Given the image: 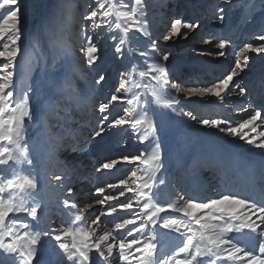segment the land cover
I'll use <instances>...</instances> for the list:
<instances>
[{"label": "snow or ice", "instance_id": "1", "mask_svg": "<svg viewBox=\"0 0 264 264\" xmlns=\"http://www.w3.org/2000/svg\"><path fill=\"white\" fill-rule=\"evenodd\" d=\"M233 3L218 0L211 5L212 18L226 24ZM260 4L264 5V0ZM65 7L64 0H48L47 4L41 0H0V264H114L117 259L120 264H264V199H251L218 185L206 189L214 195H194L181 187L178 181L182 170L169 173L165 165L162 136L166 127L159 119L168 115L189 117L203 127L243 141L256 150L264 172V130L257 132L264 125V106L235 125L229 119H198L179 106L181 93L185 98L215 97L222 103L234 89L241 97L245 95L246 87L235 81L249 67V54H264V20L252 37L258 43H244L227 74L207 86L185 88L171 74L170 53H160L157 39L152 38L148 0H85L78 21L82 57L75 56L72 46L67 47L62 53L67 58L60 65L61 83L53 95L45 97L53 121L49 122V113L45 112L48 149L41 171L33 152L35 143H29L37 110L30 94H36L37 89H19L17 77L21 75L22 58L30 52L29 38L43 29L54 32ZM42 9L41 25L34 30L33 16ZM202 26L199 16L188 21L173 18L163 40L188 39ZM140 37L150 41L147 50L131 47ZM105 38L111 42V59L123 70L117 69L118 85L105 94L106 102L99 103L92 138L127 125L144 147L136 155L101 163L97 172L112 170L120 163L135 166L125 178L106 185L116 190L115 194H105V187H96L93 201L77 211L72 199L76 189L66 183L77 170L59 153L62 149L75 150L72 140L79 123L72 114L75 102L98 95L108 82L106 73H96L99 61L104 59L101 41ZM203 43L210 41L205 39ZM230 44V40L220 39L215 44L219 51L207 54L224 57ZM132 52L143 58V66L132 63ZM154 54L160 58H154ZM43 67L47 74L52 65L45 62ZM77 80L84 81L83 88L77 86ZM117 103L126 106L122 115L112 118L111 109ZM249 107L240 111L247 113ZM226 160L215 146L194 147L183 171L196 175L215 170ZM161 186L170 188L164 194L170 202H162ZM45 188L58 194L46 198ZM65 188L66 197L60 195ZM94 205L107 208L86 224L85 214ZM118 209L127 218L111 226L105 223L107 230L98 232L102 217H113ZM56 215L62 218L59 226L53 223ZM158 228L178 234L180 246L172 254L158 249Z\"/></svg>", "mask_w": 264, "mask_h": 264}, {"label": "rangeland", "instance_id": "2", "mask_svg": "<svg viewBox=\"0 0 264 264\" xmlns=\"http://www.w3.org/2000/svg\"><path fill=\"white\" fill-rule=\"evenodd\" d=\"M41 2L47 4L48 0H41ZM184 2L185 0H148L149 16L152 20V38L157 39L160 53H170L168 67L171 70L173 78L178 83H180L185 88L194 86H207V84L215 82L217 79L222 78L223 75L227 74V72L231 70L236 61L235 54L239 51L240 48L243 47L244 43H258L257 41H253L252 37L254 33L259 31L261 21L264 20V5L260 4V0H234L233 5L230 6L231 10L228 13V22L224 25H220L218 21L212 18L214 13L211 7V5L216 4L218 0H206L209 6L207 5L203 8L202 6H198L197 3H193L192 0L187 4H185ZM64 3L66 7L61 17L60 26L57 27L52 33H50L47 29L36 31L35 36L29 38L28 47L30 48V52L26 53V58H22L21 75L17 77L19 89L24 90L28 86H32L37 89L36 94H30L32 95L33 104L37 105L36 123L33 124L30 133L42 131L47 137V139L48 136L43 127V122L45 120V112L49 113V122L53 121V116L51 108L44 110L43 105L46 103L45 97L51 96L55 92L52 87V80L59 79V75L62 72V68L60 67V65H62L65 59L67 58L62 55V53L67 49L68 46H72L75 56L82 57V54L79 52L81 40L78 34V21L80 19V13L84 12L85 0H64ZM243 3L247 4V9L243 8L244 10H242H247L245 11V13L247 12L248 16L243 21H240L236 10L240 11V5H242ZM203 5H205V3ZM208 7L209 13L207 12ZM242 14H244V12H242L241 15ZM197 16L202 19L203 26L192 34H190L188 39L178 38L174 41L169 42H165L163 40V35L166 34V30L170 26L171 19L182 18L185 21H188L196 18ZM42 18L43 9L40 13L33 16L32 28L34 30L39 29ZM230 28H232V30H230ZM136 35L138 36L139 34ZM205 39L209 40L210 44H204L203 40ZM220 39L231 41V44L227 48V54L224 57L209 56L207 54L208 52L219 51L215 48V44L218 43ZM110 43L111 42L108 41L106 38L101 41V44L103 45L104 49L102 52L104 59L99 61L100 68L96 70V73L98 74H107V84H105L104 87L99 90L98 95L87 96L83 100L76 101L73 106L72 114L74 120H77V112L80 107H86L88 109L87 111H90L86 114L88 116L86 121L85 119L81 120L84 121L82 126L83 129L85 128V131L82 134L84 141H82V148H79L78 144L75 145L77 142L76 139H73L72 146L75 150L68 152L62 149L59 153L60 157H63L65 159V156L68 155L66 158L70 159L73 153H77L79 149H82V152H88L89 149H93V151H95L94 157L92 158V162H97L96 164L98 165L95 166V164H90V169L93 171L92 177H90L91 181L90 183L85 182L86 184H88V186L82 190H79L82 192H87V198L82 199L80 202L85 204L92 202V200L90 199L95 198L94 193L96 187L107 188L106 185L109 184V181L99 186L95 184V181H97L96 176L98 174L96 168H98L101 163L105 162L107 159L118 158L122 155H136L138 154L139 150L144 147L143 145L139 144L136 139L131 135L130 128L127 125H125L122 129L107 130L106 134L101 138H92V133L96 128V121L99 117V103L106 102L105 94L108 93L110 90H114V87L117 86L119 83V74L117 69L120 68V65H118L111 59L112 49L108 47ZM149 43L150 41L146 40L143 37H140L138 41L133 42L131 47L140 48L141 50H147V45ZM128 54L129 53L126 52V55ZM251 54L254 56L255 59H250L251 65L248 67V69H245L246 71L241 74L242 78H236V84L245 81V77H253V74H248L247 71H250V73H252L255 70L259 71L261 69H264V54ZM131 55L132 63H139L143 66V58L139 57L134 52H132ZM57 57H59V59H57ZM158 58L160 57L158 56ZM54 60L55 65H53ZM45 62L48 65H52V67L48 69L47 74L45 72V68L43 67ZM256 64H259L258 67L255 66ZM78 66L79 65H74V67ZM127 66L130 68L131 63H129ZM86 67L87 66L85 65V68ZM120 70L123 69L120 68ZM83 84V80H77L78 87L83 88ZM246 92V95L249 98L251 91L248 89ZM231 96H235V98H238L239 94L236 93L235 95H232L231 93L227 95L225 97V101L222 103L214 97H208L207 99H201L197 96L185 98V94L181 93L179 106L184 111L191 112L193 115L197 116L198 119H229L232 121L233 125H235L243 119H247L248 116L243 118H236L237 116L235 114L241 112L240 109L247 106L248 102L244 101L240 106L237 105V107L239 106L237 108V99H235L234 102L231 100L233 99ZM219 104H222L223 106L221 110L219 109ZM124 106L126 105H121L117 103V106L111 109L112 118H115L116 115H122ZM261 106L264 105H260L259 107ZM251 109L254 111L256 108L250 106L249 111L247 112L248 114H251ZM229 114H232L230 118L227 116ZM170 116L171 115L159 117V119L165 122V127H167L168 130L175 131L177 127H181L184 129L186 128V130H188L189 128H192L194 126L192 128L194 135L189 134L188 131H185L186 133H172V135L170 136H162V147L164 152L165 165L169 169V173H172L171 171L173 169V163L170 161L167 155L169 148L172 146H179L184 148L185 150L191 151L194 147L198 148L200 146H216L217 142L219 144L225 143L223 144L225 148L232 147V145L229 143L233 140L232 137H227L224 134L219 133L215 129L203 127L199 125L196 121H192L189 117L180 118ZM77 121L79 122V120ZM261 127L257 129V132L264 130V128ZM202 129L203 131H208V136L206 135V138L204 139L201 137V135H199ZM244 131H248L250 135H256L251 133L249 129H245ZM76 132H78V134L80 133L78 127ZM243 143L244 142L240 143V145H242ZM101 147H103L104 149L102 150L104 151L105 160L99 162L100 157L98 156V151ZM111 147L112 150L109 152V149ZM113 148H125L126 151H116ZM74 157L75 156H73V158L71 159H74ZM96 158L97 160L95 161ZM119 165H122V170H127L123 172V174L115 181V183H117L118 180L128 176L132 168L135 166L128 165L126 167V164L120 163L117 165L116 168H114V171L119 168ZM181 177L182 175L179 176V179ZM81 180L82 175H80L79 179H76V184L73 187H77L81 183ZM191 183L192 182H190V185ZM189 188L192 189V187ZM113 191L114 190L111 191L107 188L105 189V194H113ZM169 191V187L161 186L162 202H170L168 198L164 195ZM55 193L57 194V190L51 191L49 193L45 192V196L46 198L54 197ZM207 193H209V195H214L211 191H207ZM130 195L132 196L131 193ZM100 198H103L102 195L100 196ZM80 203L78 202L77 205L79 206ZM105 210L106 209L102 210L100 208V212H98L96 216L100 215V213ZM95 217L93 219H95ZM113 217H103V221L105 219L106 221L108 220L107 222L111 223L113 221ZM56 220L57 219H55L53 223ZM103 226L105 225L101 223L97 230H102Z\"/></svg>", "mask_w": 264, "mask_h": 264}, {"label": "bare ground", "instance_id": "3", "mask_svg": "<svg viewBox=\"0 0 264 264\" xmlns=\"http://www.w3.org/2000/svg\"><path fill=\"white\" fill-rule=\"evenodd\" d=\"M188 2H191V0H185L184 3L187 4ZM192 2L197 3V5L202 6V8L208 5L206 0H192ZM204 3H205V5H203ZM246 5H247L246 3L245 4L243 3L242 5H240L241 6L240 11L236 10L238 17L240 18L239 19L240 21H243L248 16V13L247 12L245 13V11H247V10L243 11L244 10L243 8L247 9ZM194 7H195V5H194ZM207 12L209 13V7L207 8ZM242 12H244V14L241 15ZM230 30H232V28H230ZM249 55H250L251 59H255L252 54H249ZM154 58L159 59L158 56L155 54H154ZM250 65H251V62L249 61V66ZM258 65L259 64H256L255 66L258 67ZM246 69H248V68H246ZM247 72H248V74H251V75L253 74V77H249V76L245 77V81L239 82L237 84H239L240 86L246 87L247 90L249 89L251 91L250 95H249L250 97L248 98V96L246 95L247 94V92H246L243 97H241L240 95L238 96V98H235V96L234 97L231 96L233 98L231 100L234 101L235 99H237L236 100V107H237V105L240 106L245 101V102H248L247 106H252L254 108H257L260 105H264V80H262V79H264V69H261L259 71L255 70L252 73H250V71H247ZM255 79H258L259 82H258V80H255ZM260 80H261V82H260ZM60 83H61V81H59V79H56V80L53 79L52 80L53 89L55 90V87ZM236 93H238L237 89L233 90L232 95H235ZM215 99H217V98H215ZM45 104L43 105V109L44 110L49 109L50 107H46ZM219 106H220L219 109L221 110L223 108L222 104H219ZM78 109H79V106H78ZM87 110L88 109L86 107H80V109L77 112L78 115L76 118H77V120H79L77 127H78V130L80 133L78 134V132H76L73 139H76L77 143L75 145L78 144L79 148H82V145H83L82 144V141H83L82 134L85 131V128L83 129V126H82L84 121H81V120L85 119V121H86V119L88 118V116L86 114L90 111H87ZM231 115L232 114H229L227 116L230 118ZM235 115L237 116L236 118H243V117H247L249 114L246 112H239ZM257 122H259V121H257ZM262 127L264 128V125H262ZM192 128H189L188 130H186V128L184 129L181 127H177L175 129V131H170L166 127V131L164 132L163 135L170 136V135H172V133H182V132L186 133L185 131H188L189 134H193ZM200 132L201 133L199 135H201V137L203 139L206 138L208 131L206 132V131H203V129H202V131H200ZM253 134H256V133H253ZM30 137H31V139H30L29 143L30 144L35 143V147L33 148V152L37 154V156H36L37 167L40 168L41 171H43L46 153H47V149H48V145L46 143L47 137L44 135V133L42 131H36L34 133H30ZM233 140L229 142L233 148L232 147L225 148L223 145L225 143L219 144L216 142L215 148L217 149V151L225 154L227 157V160L225 161V163L222 166L216 168L215 170L201 171L196 175H193L192 171H183V169L185 168L186 161L188 158V154L190 151L185 150L184 148L179 147V146L170 147L168 150L167 156L170 159V161L173 163V169L171 172L176 173L177 169L182 170L180 173V175H182V177L178 181L180 186L191 191L194 195H209V193H207L206 189H209L212 186L218 185L222 189L227 188L228 190L237 192L238 194L247 196L251 199H256V200L264 199V190H262V184H264V180H262V177H264V172H261L259 157L256 154V150L252 149L251 146H249L245 143L240 145V143H242L243 141H239L238 139L237 140L235 139L234 141ZM72 143H73V141H72ZM112 147L109 149V152L112 150ZM102 149H103V147L99 148V151H98V154H99L98 156L100 157L99 162L105 160V155H104V151H103L104 149L103 150ZM114 150H116V151L120 150L123 152L126 151L125 148H120V149L115 148ZM94 152L95 151H93V149H89L88 152H82V149H79L77 153H73V155L71 156V158H73V156H75L74 159H71V158L67 159L66 157L68 155L65 156V159L63 157H61L62 160H67L68 162H70V164L72 166H74V168L77 170L71 176V179L66 181L67 184H70L73 187L76 184V179H79L80 175H82V180H81V183L79 184L80 186L78 185L77 187H74L76 189V195L72 199L76 202V204H78V202L80 203L82 199L87 198V192H84V191L82 192L79 190H82L88 186V184H86L85 182L90 183V181H91L90 177H92L93 171L90 169V166L94 165V164H95V166L98 165V164H96L97 162H92V158L94 157ZM96 160H97V158L95 159V161ZM125 166L127 167L128 165L126 164ZM122 169H123L122 165H119V168L116 171H114V169H113V170H103L102 172H98V174L96 176L97 181H95V184L99 186L101 184H104L105 182L107 183L108 181H109V183L114 184L115 181L123 174V172H125L127 170V169H125V170H122ZM49 170H51V169H49ZM190 182H192L191 185H190ZM96 185H94V186H96ZM189 187H192V189H190ZM105 189H107V188H105ZM54 190L55 189L45 188V192H47V193L54 191ZM110 190L112 191L113 189H110ZM113 192L112 193L115 194L116 190H114ZM54 195H56V193ZM60 195L65 196V197L67 196L66 188L64 189L63 193H60ZM95 196H96V193H94V197ZM126 196H131V195H130V193H126ZM120 199L123 200L124 198L121 197ZM133 199H134V197H133ZM88 200H89V198H88ZM90 200L93 201V199H90ZM110 203L115 204L116 202L112 201ZM85 205H86L85 203H80L79 206L77 205L76 210L77 211L80 210ZM106 207H107V205H103V206L94 205V208L90 209L85 214L88 217V219L86 220L85 223L90 224L91 221L93 220V218L96 216V214H98V212H100V208L103 210V209H106ZM134 210H138V209H135V206H134ZM114 217H115V219H113V221L111 223L119 222L120 219L127 218L125 216V214L123 212H121L119 209H118L117 213L114 214ZM55 219H57V220L54 222V224L56 226H59V223L61 222V219H62L61 216L56 215ZM102 221H103V217H102ZM107 221L104 219V222H102V223L104 225H105V223H110ZM111 223L109 224V226H111ZM104 230H107L105 228V226L102 227V230L100 229L97 231L103 232ZM157 231H158V249L164 251L167 254H172V252H174L175 249L178 246H180V240L178 238V234L173 232V231H170L167 229H162V228H158ZM244 242H247V240H245ZM114 264H120L118 259L116 261H114Z\"/></svg>", "mask_w": 264, "mask_h": 264}]
</instances>
